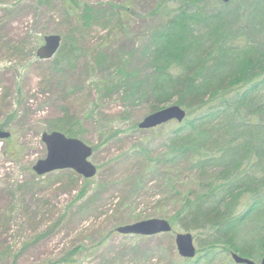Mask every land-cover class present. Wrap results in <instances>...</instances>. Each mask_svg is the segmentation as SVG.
<instances>
[{
  "label": "rangeland",
  "instance_id": "1",
  "mask_svg": "<svg viewBox=\"0 0 264 264\" xmlns=\"http://www.w3.org/2000/svg\"><path fill=\"white\" fill-rule=\"evenodd\" d=\"M154 5L153 0H0V127L11 133L0 140V264L189 263L177 249L179 227L151 236L117 231L168 219L183 196L199 187L197 173L185 166L152 163L177 121L166 129H141L138 123L158 110L141 95V84L126 86L119 70L148 79L152 68L143 48L158 21L149 15ZM85 6L96 10L89 25L80 18ZM122 6L130 7L129 18L114 16ZM51 34L65 43L76 40L72 66L54 69L53 58L38 57ZM65 111L78 121L77 138L93 149L97 173L90 179L72 169L46 175L33 169L47 155L42 139L47 124ZM197 264L236 263L221 254Z\"/></svg>",
  "mask_w": 264,
  "mask_h": 264
},
{
  "label": "trees",
  "instance_id": "2",
  "mask_svg": "<svg viewBox=\"0 0 264 264\" xmlns=\"http://www.w3.org/2000/svg\"><path fill=\"white\" fill-rule=\"evenodd\" d=\"M157 23L146 35L152 71L141 82L135 71L126 86L162 109L169 102L187 111L169 134L158 166H185L197 173L198 189L185 194L169 216L174 227L195 232L197 256L188 264L212 262L233 252L255 261L264 257V0H153ZM129 18V6L114 9ZM96 10L85 6L89 25ZM117 26L127 28L118 21ZM66 40V39H65ZM53 58L54 69L72 66L75 39ZM102 56L101 59L106 60ZM78 121L65 111L48 131L78 136ZM171 123V122H169ZM164 124L151 130L166 129ZM4 124L0 128H3Z\"/></svg>",
  "mask_w": 264,
  "mask_h": 264
},
{
  "label": "water",
  "instance_id": "3",
  "mask_svg": "<svg viewBox=\"0 0 264 264\" xmlns=\"http://www.w3.org/2000/svg\"><path fill=\"white\" fill-rule=\"evenodd\" d=\"M228 3L231 0H221ZM62 44V36L51 34L45 37V43L37 50V55L41 59H50L55 56ZM187 116V111L180 105H171L155 111L146 116L140 123L142 129H152L166 124L170 121L183 122ZM11 133L0 128V140L8 139ZM43 142L47 147V155L39 159L33 169L38 175L72 169L84 178L90 179L97 173V166L90 160L93 153L91 146L77 137L67 136L59 130L45 131L42 135ZM173 229L172 223L165 218H151L121 225L117 231L124 235H144L151 236L161 233H170ZM176 245L179 254L184 258H195L197 246L192 233L177 232L175 235ZM232 258L237 264H264V257L261 261H255L249 257H244L233 252Z\"/></svg>",
  "mask_w": 264,
  "mask_h": 264
}]
</instances>
